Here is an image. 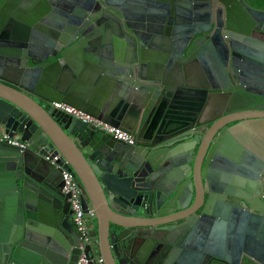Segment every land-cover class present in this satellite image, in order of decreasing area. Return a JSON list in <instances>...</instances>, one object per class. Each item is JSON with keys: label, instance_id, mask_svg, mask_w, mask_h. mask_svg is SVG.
I'll return each instance as SVG.
<instances>
[{"label": "water", "instance_id": "water-1", "mask_svg": "<svg viewBox=\"0 0 264 264\" xmlns=\"http://www.w3.org/2000/svg\"><path fill=\"white\" fill-rule=\"evenodd\" d=\"M263 23L244 0H0V132L26 143L0 141V264H76L62 169L91 264H264Z\"/></svg>", "mask_w": 264, "mask_h": 264}, {"label": "built area", "instance_id": "built-area-1", "mask_svg": "<svg viewBox=\"0 0 264 264\" xmlns=\"http://www.w3.org/2000/svg\"><path fill=\"white\" fill-rule=\"evenodd\" d=\"M51 106L60 110L86 124L89 127L105 131L115 138L127 143H133L134 139L132 135L124 131L118 126L112 125L104 120H101L81 108L74 107L63 101H52ZM0 141H5L9 144L25 147L26 143L16 137H9L6 133L0 132ZM57 157L54 156V159ZM62 192L68 195V201L72 209L71 221L79 235V255L76 264H91V262L101 263L102 258L100 256H89L85 252V248L88 245L94 244V240L90 235L92 229L90 222L85 217V211L82 206L81 191L77 186V183L72 173L66 169H62Z\"/></svg>", "mask_w": 264, "mask_h": 264}, {"label": "flooded vegetation", "instance_id": "flooded-vegetation-1", "mask_svg": "<svg viewBox=\"0 0 264 264\" xmlns=\"http://www.w3.org/2000/svg\"><path fill=\"white\" fill-rule=\"evenodd\" d=\"M246 4H248L250 7L254 9H259L264 11V0H244ZM253 2V3H251ZM255 2V4H254ZM222 10L223 6L220 3H216L215 6L212 5V12L217 13V11ZM252 34L254 37H257L264 41V23L262 24L260 30H252ZM201 35H207V32L202 33ZM238 60H242V56L237 57ZM226 74L228 75L229 80L235 85H241L240 81L241 79L249 80L250 78L245 75H240L239 73H234L233 68L230 66L226 67ZM239 88V87H238ZM262 135V134H261ZM252 184V185H251ZM250 191L251 196L254 197V201L256 204L261 206L260 204L264 205V179L260 181L253 179L250 181ZM261 212V211H260ZM244 264H249L247 260H244Z\"/></svg>", "mask_w": 264, "mask_h": 264}, {"label": "crops", "instance_id": "crops-1", "mask_svg": "<svg viewBox=\"0 0 264 264\" xmlns=\"http://www.w3.org/2000/svg\"><path fill=\"white\" fill-rule=\"evenodd\" d=\"M89 222H90V224H91V227H92V222L90 221V220H88Z\"/></svg>", "mask_w": 264, "mask_h": 264}, {"label": "trees", "instance_id": "trees-1", "mask_svg": "<svg viewBox=\"0 0 264 264\" xmlns=\"http://www.w3.org/2000/svg\"><path fill=\"white\" fill-rule=\"evenodd\" d=\"M251 1V0H250ZM251 3H253V2H251ZM254 4H255V2H254Z\"/></svg>", "mask_w": 264, "mask_h": 264}]
</instances>
